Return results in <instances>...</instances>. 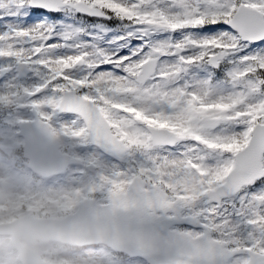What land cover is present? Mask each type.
I'll return each mask as SVG.
<instances>
[{
  "label": "snow or ice",
  "instance_id": "obj_1",
  "mask_svg": "<svg viewBox=\"0 0 264 264\" xmlns=\"http://www.w3.org/2000/svg\"><path fill=\"white\" fill-rule=\"evenodd\" d=\"M0 143L99 264H264V0H0Z\"/></svg>",
  "mask_w": 264,
  "mask_h": 264
},
{
  "label": "rangeland",
  "instance_id": "obj_2",
  "mask_svg": "<svg viewBox=\"0 0 264 264\" xmlns=\"http://www.w3.org/2000/svg\"><path fill=\"white\" fill-rule=\"evenodd\" d=\"M119 23L120 21H116L110 27L115 28ZM4 146L7 145L0 143V149ZM3 154L7 160L0 158V223L25 213L61 217L73 212L80 200L92 197L91 193L86 197L81 196L80 188L74 183L78 174L72 170L61 176L40 180L30 175L21 155L13 151ZM65 246L56 242L39 241L30 244L45 260L57 264H99L98 256L90 252V248L69 250ZM0 264H20L9 237L4 235L0 236Z\"/></svg>",
  "mask_w": 264,
  "mask_h": 264
},
{
  "label": "water",
  "instance_id": "obj_3",
  "mask_svg": "<svg viewBox=\"0 0 264 264\" xmlns=\"http://www.w3.org/2000/svg\"><path fill=\"white\" fill-rule=\"evenodd\" d=\"M32 168H35L37 172L48 175L47 168H36L35 166ZM14 225H16V228H14ZM18 225L25 229H18ZM12 226L14 230H0V232L11 233L15 241H17L19 236H23L28 240L38 237L43 240L57 239L79 245L103 241L113 247L118 246L115 243V237L109 235L105 225L100 223L95 216L89 217L81 214V212L67 216L62 220L42 219L35 221L25 217L12 222ZM19 249L23 264H45L31 250L25 247H19Z\"/></svg>",
  "mask_w": 264,
  "mask_h": 264
}]
</instances>
